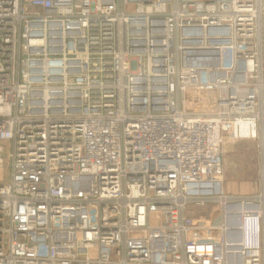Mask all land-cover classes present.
Segmentation results:
<instances>
[{
	"label": "built area",
	"instance_id": "obj_1",
	"mask_svg": "<svg viewBox=\"0 0 264 264\" xmlns=\"http://www.w3.org/2000/svg\"><path fill=\"white\" fill-rule=\"evenodd\" d=\"M263 9L0 0V264H264ZM227 137L259 192H226Z\"/></svg>",
	"mask_w": 264,
	"mask_h": 264
},
{
	"label": "rangeland",
	"instance_id": "obj_2",
	"mask_svg": "<svg viewBox=\"0 0 264 264\" xmlns=\"http://www.w3.org/2000/svg\"><path fill=\"white\" fill-rule=\"evenodd\" d=\"M264 24V9L262 13ZM264 37V28H263ZM262 155L259 138H228L223 147V182L231 193L259 192L262 179ZM217 218V216H216Z\"/></svg>",
	"mask_w": 264,
	"mask_h": 264
},
{
	"label": "bare ground",
	"instance_id": "obj_3",
	"mask_svg": "<svg viewBox=\"0 0 264 264\" xmlns=\"http://www.w3.org/2000/svg\"><path fill=\"white\" fill-rule=\"evenodd\" d=\"M236 132L238 135H249L251 134L253 131L250 130V128L247 125L244 124H239L236 127Z\"/></svg>",
	"mask_w": 264,
	"mask_h": 264
},
{
	"label": "crops",
	"instance_id": "obj_4",
	"mask_svg": "<svg viewBox=\"0 0 264 264\" xmlns=\"http://www.w3.org/2000/svg\"><path fill=\"white\" fill-rule=\"evenodd\" d=\"M260 191V190H259ZM226 192H228V191H226ZM228 193H231V192H228ZM233 194H240V193H233ZM243 194H248V193H243Z\"/></svg>",
	"mask_w": 264,
	"mask_h": 264
}]
</instances>
